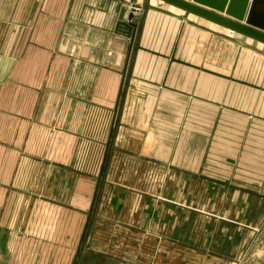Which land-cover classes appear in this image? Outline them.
<instances>
[{
	"label": "crops",
	"instance_id": "0c3cea01",
	"mask_svg": "<svg viewBox=\"0 0 264 264\" xmlns=\"http://www.w3.org/2000/svg\"><path fill=\"white\" fill-rule=\"evenodd\" d=\"M133 1L0 0V264H264V44Z\"/></svg>",
	"mask_w": 264,
	"mask_h": 264
},
{
	"label": "water",
	"instance_id": "95a60500",
	"mask_svg": "<svg viewBox=\"0 0 264 264\" xmlns=\"http://www.w3.org/2000/svg\"><path fill=\"white\" fill-rule=\"evenodd\" d=\"M184 10L187 14L207 19L221 25L232 32L250 37L264 44V14L259 7H264V0H160ZM137 0L133 1L135 10ZM122 12L118 30L124 29L128 37L132 36L135 11L130 15L128 22L123 20L125 9Z\"/></svg>",
	"mask_w": 264,
	"mask_h": 264
},
{
	"label": "rangeland",
	"instance_id": "374dc122",
	"mask_svg": "<svg viewBox=\"0 0 264 264\" xmlns=\"http://www.w3.org/2000/svg\"><path fill=\"white\" fill-rule=\"evenodd\" d=\"M248 46L250 45L247 44V51L245 53V64H244L245 68L257 69V70L264 69V50L253 52V50L248 48ZM257 242L258 239L254 237V235H250L246 237L244 245H246L247 252H245V255L247 254L252 255L253 245H255ZM85 243L89 245L90 243L92 244L93 242L88 237L86 238Z\"/></svg>",
	"mask_w": 264,
	"mask_h": 264
},
{
	"label": "built area",
	"instance_id": "2783aa9c",
	"mask_svg": "<svg viewBox=\"0 0 264 264\" xmlns=\"http://www.w3.org/2000/svg\"><path fill=\"white\" fill-rule=\"evenodd\" d=\"M135 13H141L143 11V8L139 6L138 4L135 6Z\"/></svg>",
	"mask_w": 264,
	"mask_h": 264
}]
</instances>
